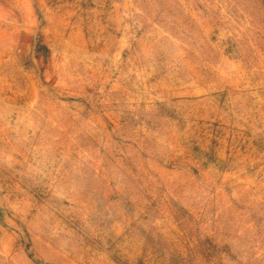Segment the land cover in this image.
Here are the masks:
<instances>
[{"label": "rangeland", "instance_id": "1", "mask_svg": "<svg viewBox=\"0 0 264 264\" xmlns=\"http://www.w3.org/2000/svg\"><path fill=\"white\" fill-rule=\"evenodd\" d=\"M0 264H264V0H0Z\"/></svg>", "mask_w": 264, "mask_h": 264}]
</instances>
